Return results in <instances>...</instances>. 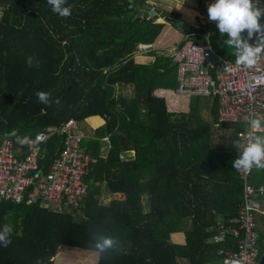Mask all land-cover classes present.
<instances>
[{
    "label": "trees",
    "instance_id": "16d2710c",
    "mask_svg": "<svg viewBox=\"0 0 264 264\" xmlns=\"http://www.w3.org/2000/svg\"><path fill=\"white\" fill-rule=\"evenodd\" d=\"M138 1L146 0H66L71 15L61 17L47 0H0V139L13 132L31 139L69 118L78 124L92 115L105 120L81 142L95 160L83 175L87 192L80 211H59L41 200L0 199V228L13 229L11 244L0 245V264H53L61 246L97 251L89 243L96 231L120 245L112 259L98 252L96 264H213L222 262L216 252L221 246L236 249L230 235L224 243L210 241L217 222L235 217L242 200L232 167L238 154L213 142L212 124L200 114L207 103L212 122H219L217 100L193 96L186 112L167 110L154 90L176 87L172 58L156 56L148 64L133 59L137 45L152 43L163 27L145 15L135 17L139 7L132 3ZM197 2L202 8L203 0ZM29 55L38 66H26ZM119 82L132 85L130 98L116 95ZM37 91L59 98V106L39 103ZM102 136L108 139L104 156ZM61 145V135L43 143L44 172ZM249 181L264 186V170L253 168ZM102 183L112 194L108 203L98 198ZM185 219L189 227L183 230ZM179 230L183 244L170 240Z\"/></svg>",
    "mask_w": 264,
    "mask_h": 264
},
{
    "label": "built area",
    "instance_id": "2783aa9c",
    "mask_svg": "<svg viewBox=\"0 0 264 264\" xmlns=\"http://www.w3.org/2000/svg\"><path fill=\"white\" fill-rule=\"evenodd\" d=\"M147 1V0H146ZM264 5V1L260 0ZM264 20V19H263ZM250 43H255L253 38ZM139 43L137 49H145ZM172 61L176 69L175 95L209 97L217 100V120L237 125L236 139L245 138L252 113L264 118V53L252 68H245L220 55L212 46L209 33L184 31ZM51 135H61L59 153L47 170L41 169L43 143ZM86 134L78 122L69 118L61 125H48L35 133L22 149L14 135L0 139V199L20 202L41 200L45 206L62 211H80L87 192L83 175L95 159L82 146ZM238 154V152H237ZM242 184V200L237 215L218 221L211 242L224 243L230 235L237 247L221 246L223 264H258L259 233L255 218L264 215V186H255L249 174L237 171Z\"/></svg>",
    "mask_w": 264,
    "mask_h": 264
},
{
    "label": "clouds",
    "instance_id": "9594fccd",
    "mask_svg": "<svg viewBox=\"0 0 264 264\" xmlns=\"http://www.w3.org/2000/svg\"><path fill=\"white\" fill-rule=\"evenodd\" d=\"M52 11L61 17L71 15V7L64 6L66 0H47ZM208 19L216 23L220 36L225 37L224 44L227 48L233 49L232 55L235 63L245 68L254 67L264 53V5L260 0H212L207 7ZM246 32V36L242 33ZM255 37V43L250 41ZM26 66L31 68L38 66L33 56L29 55L25 59ZM38 102L52 106H59L60 99L51 97L46 91L35 93ZM250 126L248 135L243 139L232 141L231 147L238 152V156L232 162V167L242 174H249L253 168L264 170V118H259L252 113L247 121ZM12 135L20 145L30 144L27 136H19L16 132ZM12 226L5 224L0 228V245L7 247L11 244ZM90 244L105 258L112 259L111 253H119L120 245L118 238L100 231L92 233ZM37 264H43L42 260H37Z\"/></svg>",
    "mask_w": 264,
    "mask_h": 264
},
{
    "label": "crops",
    "instance_id": "0c3cea01",
    "mask_svg": "<svg viewBox=\"0 0 264 264\" xmlns=\"http://www.w3.org/2000/svg\"><path fill=\"white\" fill-rule=\"evenodd\" d=\"M153 6L161 8L162 12L160 13L158 19L155 22H162L163 27L155 40L152 43H147L149 46L143 49H136L133 53V59L136 63L141 64H148L154 61L156 56H167L171 57L173 55L174 50L177 48L179 42L183 37L184 30L179 29L177 26H173V24L169 23L163 18L165 12H173L176 11L179 13V17L184 19L190 27H194V31H198V28L202 27L206 23H210L208 17L202 15V11H199L197 8H193L192 6L185 5L183 2L179 0H175L174 4L170 3L169 0H147ZM184 8H188L191 10L196 11L198 16L191 17L188 15ZM173 14V13H172ZM212 34L214 40L216 41L217 49L214 48L220 55L227 57V58H234L232 55L233 49H229L224 44L225 37L220 36L217 26L208 27L207 31ZM205 32V33H206ZM202 33V32H199ZM242 35L246 36V32L242 33ZM255 38V37H253ZM213 46V45H212ZM173 62V61H172ZM171 62V65H173ZM174 88H156L154 93L156 95L162 96L165 99L166 107L169 112L179 113L178 111H183L188 109V104L190 101V97H185L182 95H175L173 93ZM115 93L117 96H123L124 98H130L133 93V88L130 83H122L119 82L115 85ZM205 106H209L207 103L203 104ZM202 107V106H201ZM201 109V108H200ZM212 116V115H211ZM213 120V119H212ZM207 121V120H206ZM81 122L84 123L85 126H82L83 132L87 136H91L93 134V130L102 126L105 123L103 117L98 115L88 116L83 119ZM212 134H213V142H218L223 144L224 146L231 145L232 141L236 139L234 133L232 132L233 126L237 127L236 124L232 123L233 126L229 127L227 123L230 122H212ZM226 130L229 134H225ZM234 150L235 148L232 147ZM108 149V139L106 136H102L100 138V155L104 156ZM237 153V151L235 150ZM128 154L132 155L133 151H130ZM127 153H123V155H128ZM106 189L104 183L100 186V192ZM106 199L100 201L101 203H108L110 200V195L108 196L107 191L105 190ZM100 196V193H99ZM98 196V198H99ZM182 229H187L189 227V219H185L182 222ZM183 230L175 231L170 233V240L177 244L184 243V232ZM98 258V251L95 250H87L81 249L77 247H68V246H61L57 250L56 254L53 257V264H96Z\"/></svg>",
    "mask_w": 264,
    "mask_h": 264
},
{
    "label": "rangeland",
    "instance_id": "374dc122",
    "mask_svg": "<svg viewBox=\"0 0 264 264\" xmlns=\"http://www.w3.org/2000/svg\"><path fill=\"white\" fill-rule=\"evenodd\" d=\"M170 3L174 4L175 0H169ZM181 2H183L185 5H188V6H192L193 8H197L199 9V11L202 10V15H205L206 17H208V13H207V7L210 3H212L210 0H203V6L202 8L199 6L197 0H179ZM195 16H198V14L196 13L195 15H192L191 17H195ZM184 35V33H183ZM178 112H186V109L183 110V111H178ZM200 114L201 116L205 119V120H209V121H212V116H211V113H210V109H209V106H205V105H202L201 109H200ZM85 126L83 122H80L79 123V127L81 128L82 126ZM227 125L229 127H232L233 124L232 123H227ZM234 127V126H233ZM82 129V128H81ZM225 132V130H224ZM225 134H229L228 131L226 130ZM105 190L107 191L108 193V196H112V194L107 190V189H104L100 192V196H99V199L100 201L106 199V201L108 200L106 197L107 194H105ZM111 198V197H110ZM255 222L257 224V231L259 233V245H260V249L261 251H264V215H258L256 216L255 218ZM213 264H222V262L220 260H217L215 261Z\"/></svg>",
    "mask_w": 264,
    "mask_h": 264
},
{
    "label": "water",
    "instance_id": "95a60500",
    "mask_svg": "<svg viewBox=\"0 0 264 264\" xmlns=\"http://www.w3.org/2000/svg\"><path fill=\"white\" fill-rule=\"evenodd\" d=\"M129 1L132 2V0ZM132 5L134 7H139V10L135 13V17H140L145 15L148 21H156L160 13L162 12L161 8L153 6L148 1L145 2L138 1L136 3H132ZM163 18L169 23L177 26L181 30L188 31L190 29V25L184 19H182L177 15L172 14L171 12H165ZM258 264H264V251L259 256Z\"/></svg>",
    "mask_w": 264,
    "mask_h": 264
},
{
    "label": "bare ground",
    "instance_id": "6f19581e",
    "mask_svg": "<svg viewBox=\"0 0 264 264\" xmlns=\"http://www.w3.org/2000/svg\"><path fill=\"white\" fill-rule=\"evenodd\" d=\"M184 11H185L188 15H190V16L196 14V11L191 10V9H188V8H184Z\"/></svg>",
    "mask_w": 264,
    "mask_h": 264
},
{
    "label": "flooded vegetation",
    "instance_id": "af4514ba",
    "mask_svg": "<svg viewBox=\"0 0 264 264\" xmlns=\"http://www.w3.org/2000/svg\"><path fill=\"white\" fill-rule=\"evenodd\" d=\"M262 252H263V251L260 252V255H261Z\"/></svg>",
    "mask_w": 264,
    "mask_h": 264
}]
</instances>
